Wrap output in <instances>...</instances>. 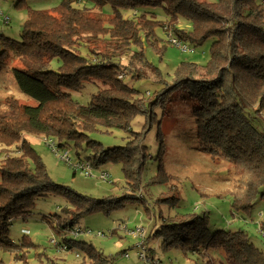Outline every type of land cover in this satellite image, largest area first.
I'll use <instances>...</instances> for the list:
<instances>
[{"label": "trees", "instance_id": "trees-1", "mask_svg": "<svg viewBox=\"0 0 264 264\" xmlns=\"http://www.w3.org/2000/svg\"><path fill=\"white\" fill-rule=\"evenodd\" d=\"M76 1L63 0L47 11L16 0L15 6L27 12L21 39L0 33V67H10L23 91L38 101L29 105L9 96L8 111L0 115V142L7 147L0 161V264L30 263V249L36 246L32 237L24 233L15 240L11 227L15 218L31 215L37 198L54 193L71 201L68 214L73 218L58 227L67 233L75 230L78 217L107 211L122 198L134 197L128 193L95 198L56 183L27 133L52 136L60 147L86 148L88 162L96 168L120 162L127 185L135 192L148 157V128L133 131L132 122L138 115L152 121L151 107L167 109L178 91L195 101L201 148L214 159L232 163L241 178L240 190L238 186L230 190L233 206L249 211L259 196L264 197V119L259 116L264 112V0H87L85 6ZM181 22L190 28L181 27ZM158 28L196 45L214 40L207 64L181 62L169 86L147 103L124 80L130 68L124 60L134 56L144 60L143 45L161 40ZM53 60L59 62L56 69L51 67ZM92 80L101 85L91 101L85 105L75 100L71 91ZM101 128L130 131L132 138L108 148L91 137ZM243 234L210 232L207 217L197 214L173 224L168 244L221 248L235 264H264L263 250ZM72 245L68 239L58 243L63 249ZM78 245L86 257L74 264H112L92 244Z\"/></svg>", "mask_w": 264, "mask_h": 264}, {"label": "rangeland", "instance_id": "rangeland-1", "mask_svg": "<svg viewBox=\"0 0 264 264\" xmlns=\"http://www.w3.org/2000/svg\"><path fill=\"white\" fill-rule=\"evenodd\" d=\"M27 1L33 8L48 11L63 0ZM15 3L16 0H0V17L4 19H0V33L21 39L27 12L16 7ZM86 4H89L87 0L75 2L77 6ZM105 9L106 13L111 12L109 6ZM158 11L161 12L160 8ZM1 12L4 14L1 15ZM5 17L10 18L9 23H6ZM180 26L190 28L187 22H181ZM157 34L160 41L143 45L144 60L137 56L124 60L130 66L124 72V80L147 103L154 101L163 88L169 86L181 62L207 64L214 40L209 38L196 45L178 40L175 34H168L162 28L157 29ZM58 65L59 62L53 60L51 67L56 69ZM100 85L101 82L96 80L85 81L79 90L71 91L72 97L87 105ZM9 96L18 97L29 105L38 103L34 96L23 91L10 67H0V115L8 111L5 100ZM195 106V101L187 92L178 91L167 109L157 104L151 107L154 113L152 121L150 116L144 115H138L133 120V131L148 128L145 133L148 157L135 192L129 189L120 162H106L97 168L92 166L93 175H86L75 164L88 163L89 150H80L74 144L60 147L52 136L27 133L26 138L38 151L56 183L95 198H119L128 193L134 195L133 198H122L119 204L107 211L78 217L75 230L67 233H61L58 227L66 219L73 218L68 214L71 201L54 193L37 198L31 215L15 218L11 227L13 239L18 240L27 233L36 245L30 249L29 264H51L52 261L58 264L79 263L86 253L78 245L79 242L92 244L110 257L112 264H235L221 248L205 249L201 245L193 249L180 242L168 244L172 240L173 224L197 214L207 217L208 231L225 229L243 232L264 252V197L259 196L249 211L237 210L233 206L234 198L230 190L236 186L240 190L241 178L234 173L232 163L222 158L214 159L201 148ZM259 116L264 119V112ZM91 135L108 148L123 146L132 138L130 131L119 128H101ZM6 152L7 147L0 142V161ZM65 153L71 158L70 162L62 159L61 155ZM103 172L108 173V179L100 177ZM65 239L72 241V249L58 246ZM4 256L9 260V254Z\"/></svg>", "mask_w": 264, "mask_h": 264}, {"label": "built area", "instance_id": "built-area-1", "mask_svg": "<svg viewBox=\"0 0 264 264\" xmlns=\"http://www.w3.org/2000/svg\"><path fill=\"white\" fill-rule=\"evenodd\" d=\"M4 13L1 12V15H3ZM1 20H4L3 18L0 17ZM5 20H6V23H9V17H5ZM174 42H176V40H173ZM186 47V46H185ZM55 143H53L54 145ZM62 159L66 160V161H71V158L69 157L68 153H65L63 155H61ZM75 166L78 168V169H81L84 171V173L86 175H93V167H92V164L90 162L88 163H81V162H78L75 164ZM101 178L103 179H108L109 175L108 173L106 172H103L101 175H100ZM140 231V229L138 230Z\"/></svg>", "mask_w": 264, "mask_h": 264}, {"label": "crops", "instance_id": "crops-1", "mask_svg": "<svg viewBox=\"0 0 264 264\" xmlns=\"http://www.w3.org/2000/svg\"><path fill=\"white\" fill-rule=\"evenodd\" d=\"M10 19V18H9Z\"/></svg>", "mask_w": 264, "mask_h": 264}]
</instances>
